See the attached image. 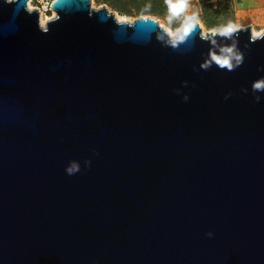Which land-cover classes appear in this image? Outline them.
Instances as JSON below:
<instances>
[{"label":"water","instance_id":"water-1","mask_svg":"<svg viewBox=\"0 0 264 264\" xmlns=\"http://www.w3.org/2000/svg\"><path fill=\"white\" fill-rule=\"evenodd\" d=\"M27 1L0 0V264H264V31Z\"/></svg>","mask_w":264,"mask_h":264},{"label":"trees","instance_id":"trees-1","mask_svg":"<svg viewBox=\"0 0 264 264\" xmlns=\"http://www.w3.org/2000/svg\"><path fill=\"white\" fill-rule=\"evenodd\" d=\"M119 15H151L165 18L168 14L167 0H94ZM215 2V4L213 3ZM199 19L208 31H218L235 26L233 0H202ZM134 11V12H133ZM180 24L170 25L176 29Z\"/></svg>","mask_w":264,"mask_h":264},{"label":"crops","instance_id":"crops-1","mask_svg":"<svg viewBox=\"0 0 264 264\" xmlns=\"http://www.w3.org/2000/svg\"><path fill=\"white\" fill-rule=\"evenodd\" d=\"M200 3L201 0H186L185 7L181 13H186L191 7ZM233 10L237 27L258 26L260 29H264V0H233ZM168 12L171 13L169 5ZM186 18L198 21V18L190 14H186Z\"/></svg>","mask_w":264,"mask_h":264},{"label":"rangeland","instance_id":"rangeland-1","mask_svg":"<svg viewBox=\"0 0 264 264\" xmlns=\"http://www.w3.org/2000/svg\"><path fill=\"white\" fill-rule=\"evenodd\" d=\"M213 3L215 4V2H213ZM102 6L103 5H98L94 0H91V8L98 9V8H100ZM108 10L112 11L109 8H108ZM112 12H114V11H112ZM200 13H201V4L195 5L194 7H191L189 11H186V13H181L180 12L177 15H173L172 13L168 12V14H167V16L165 18H157V17L151 16V15H142V16H150L151 18H154L159 23V25L166 30V32L169 34V36L173 38L176 35V33L179 31L181 22L184 19H186V14H190V15H193L196 18H198V21H199V24H200V27H201V30H202V36H205L207 33L211 32L212 30L208 31L203 26V23L199 19ZM114 14H115V18L118 21L120 20L122 22H129V23H131L134 19L140 17V16H137L134 13L131 16L119 15L116 12H114ZM40 21H41V19H40ZM177 23H179L180 25L176 29H172L170 27V25H174V24H177ZM45 24H46V22H45ZM44 27H45V25L43 26V28ZM230 28H231V31H233L235 29H238L239 27H237L235 25L234 27H230ZM251 28H252V32H253L254 36H258V35H260L262 33V31H264V29H260L258 26H252ZM224 29H227V28H224ZM224 29H221L220 31H224Z\"/></svg>","mask_w":264,"mask_h":264},{"label":"built area","instance_id":"built-area-1","mask_svg":"<svg viewBox=\"0 0 264 264\" xmlns=\"http://www.w3.org/2000/svg\"><path fill=\"white\" fill-rule=\"evenodd\" d=\"M7 1H11V0H7ZM54 1L56 0H28L26 3L27 10L37 11L40 18L44 17L48 21L53 17H55V12L51 8V5Z\"/></svg>","mask_w":264,"mask_h":264},{"label":"clouds","instance_id":"clouds-1","mask_svg":"<svg viewBox=\"0 0 264 264\" xmlns=\"http://www.w3.org/2000/svg\"><path fill=\"white\" fill-rule=\"evenodd\" d=\"M167 3L169 5V11L173 14V15H177L179 14L185 7V3L186 0H175V2H173V0H167ZM191 27V25L189 24L188 27H186L184 29L185 33H187L188 29ZM231 31V28H227L224 29V31L221 33L222 35H226L228 32ZM214 59H216V57H213ZM218 63H222V65H227L228 64V60L225 59L223 61H217ZM185 99H187V97H185ZM76 170L78 171L79 168L77 166ZM69 174H71V170H68Z\"/></svg>","mask_w":264,"mask_h":264},{"label":"bare ground","instance_id":"bare-ground-1","mask_svg":"<svg viewBox=\"0 0 264 264\" xmlns=\"http://www.w3.org/2000/svg\"><path fill=\"white\" fill-rule=\"evenodd\" d=\"M40 19H41L40 25H41V27H43L45 25V22H47V19L44 17H41ZM119 22H122V21L119 20Z\"/></svg>","mask_w":264,"mask_h":264}]
</instances>
